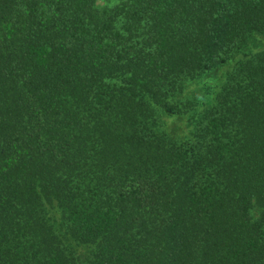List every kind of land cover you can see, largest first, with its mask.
Masks as SVG:
<instances>
[{"label": "trees", "instance_id": "obj_1", "mask_svg": "<svg viewBox=\"0 0 264 264\" xmlns=\"http://www.w3.org/2000/svg\"><path fill=\"white\" fill-rule=\"evenodd\" d=\"M0 264H264V0H0Z\"/></svg>", "mask_w": 264, "mask_h": 264}, {"label": "rangeland", "instance_id": "obj_2", "mask_svg": "<svg viewBox=\"0 0 264 264\" xmlns=\"http://www.w3.org/2000/svg\"><path fill=\"white\" fill-rule=\"evenodd\" d=\"M100 3H102V1H100ZM214 72V71H213Z\"/></svg>", "mask_w": 264, "mask_h": 264}]
</instances>
